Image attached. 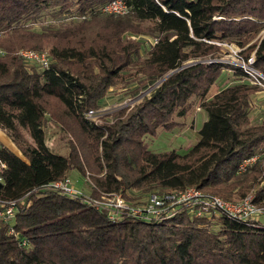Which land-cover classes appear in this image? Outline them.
I'll return each instance as SVG.
<instances>
[{
	"label": "trees",
	"instance_id": "trees-1",
	"mask_svg": "<svg viewBox=\"0 0 264 264\" xmlns=\"http://www.w3.org/2000/svg\"><path fill=\"white\" fill-rule=\"evenodd\" d=\"M111 1L0 0V128L20 152L1 144L0 201L18 202L0 221V264H264V215L182 206L158 220L110 219L90 202L116 193L137 205L194 187L264 207V115L250 117L258 88L219 60L231 45L264 75V0H123L125 15L101 10ZM135 35L155 42L144 51ZM20 49L44 51L48 66ZM116 85L140 98L101 123L87 118ZM195 109L206 119L185 152L148 148L145 136L180 128ZM49 128L70 135L65 154L47 146ZM72 171L90 174L81 195L42 187Z\"/></svg>",
	"mask_w": 264,
	"mask_h": 264
},
{
	"label": "built area",
	"instance_id": "built-area-1",
	"mask_svg": "<svg viewBox=\"0 0 264 264\" xmlns=\"http://www.w3.org/2000/svg\"><path fill=\"white\" fill-rule=\"evenodd\" d=\"M104 13L125 15L129 12L128 6L123 0H112L101 9ZM264 34V30L261 35ZM155 40H152L154 43ZM227 51L234 57L236 65L241 67L247 75V80L257 88L264 90V75L257 71L253 66L254 56L251 54L245 61L239 55V49L234 46L222 44ZM4 52L0 49V55ZM17 54L26 63H35L40 66H48V57L44 51L32 49H20ZM95 112L88 110L85 113L87 118H92ZM2 145L0 144V150ZM255 157L244 160L240 165L239 172L254 161ZM6 167L5 161L0 156V181L1 173ZM59 193L77 197L82 194V190L75 186L69 177L52 181L42 186ZM17 200L0 201V221L9 222L14 215ZM91 204L96 209L108 211L110 219L115 218L119 213H125L132 217L143 218L146 220H158L175 213L182 206L188 207L190 213L196 216L220 213L234 219H254L258 220L264 215V207L254 204L252 196H247L241 201L232 202L224 200L216 195L206 194L194 187H188L180 191L167 190L162 194H151L144 203L133 205L122 196L116 193H101L99 197L90 199ZM12 228L10 231L12 232Z\"/></svg>",
	"mask_w": 264,
	"mask_h": 264
},
{
	"label": "rangeland",
	"instance_id": "rangeland-1",
	"mask_svg": "<svg viewBox=\"0 0 264 264\" xmlns=\"http://www.w3.org/2000/svg\"><path fill=\"white\" fill-rule=\"evenodd\" d=\"M49 18L50 17H48L45 22L42 21L41 23L46 24V22L54 21L53 19L52 21H50L51 19L49 20ZM40 27V23H35L33 25V28H35L36 30H39ZM133 37L145 43L144 51L152 43L151 38L145 35H135ZM224 51H222L219 60L229 64H236L233 55H231L230 52L226 50V48L224 49ZM226 75L229 74L226 73ZM217 88H219V85L213 87V89ZM254 97L255 98L251 100L250 109V117L253 120L258 119L264 115V90H262V88H258ZM139 98V96L135 98L129 97L128 92L125 88H121V85H116L107 92L104 100V105L98 109L93 110L95 113L90 119L97 123H101L103 116L110 114L122 107H131L133 103H135ZM205 119V112L195 109L187 118L183 119V125H181L180 128L176 127L171 130H158L154 136H145L144 141L147 143L148 148L152 152L176 150L179 153H183L187 148L192 146L197 141L198 130L201 128L202 123ZM70 139L71 137L69 134L64 133L57 128H49L46 133L47 146L52 151L59 154H65L67 152V142ZM0 140V144L5 147L7 146L9 150L17 155H20V152L13 145L9 136L3 130H0ZM4 141H7L8 143L6 144ZM68 177L72 180L75 186L83 191H87L89 185L91 184V177L88 172H86L84 176H81L76 171H72Z\"/></svg>",
	"mask_w": 264,
	"mask_h": 264
},
{
	"label": "crops",
	"instance_id": "crops-1",
	"mask_svg": "<svg viewBox=\"0 0 264 264\" xmlns=\"http://www.w3.org/2000/svg\"><path fill=\"white\" fill-rule=\"evenodd\" d=\"M217 90L216 89H213L212 88V90H211V92L209 93V95H212V94H214L215 92H216ZM0 130H2L1 128H0ZM11 140V139H10ZM1 141V140H0ZM6 144L8 143L7 141H4ZM12 142V141H11ZM7 147V146H6Z\"/></svg>",
	"mask_w": 264,
	"mask_h": 264
}]
</instances>
